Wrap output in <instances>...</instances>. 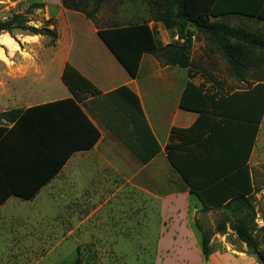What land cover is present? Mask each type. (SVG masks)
I'll use <instances>...</instances> for the list:
<instances>
[{
	"label": "crops",
	"instance_id": "crops-1",
	"mask_svg": "<svg viewBox=\"0 0 264 264\" xmlns=\"http://www.w3.org/2000/svg\"><path fill=\"white\" fill-rule=\"evenodd\" d=\"M55 10L48 18L57 24L55 51L46 60L40 57L32 67L24 68L21 89H7L6 100L12 105L4 111L21 109L23 113L15 122L0 121L5 129L0 137V264H14L28 258V253L58 251L63 246L73 247L77 253L83 242L113 252L145 251L149 241L153 246L150 251L156 252L153 264H258L248 255L244 243L231 242L236 235L226 220L234 214L223 206L204 208L167 159L171 128L188 129L199 117L197 112L179 106L187 82L192 81L189 70L164 66L151 54H143L132 78L97 36L98 28L91 20L64 9L59 0H55ZM73 16L90 21L94 37L75 39L69 23ZM61 20L65 27L62 33ZM224 21L264 32V22L254 19L231 15ZM140 23H147L162 45L177 40L151 16L124 20L120 26ZM190 30L194 35L189 58L201 67L191 58L198 32ZM215 51L222 56L208 45L202 53L204 59H212ZM66 63L101 93L127 86L136 94L160 149L151 160L139 162L81 103L77 106L84 116L65 101L72 97L61 82ZM16 65L13 62L11 67ZM183 69L185 73H181ZM142 71L154 83L142 85ZM51 72L56 78L48 83L46 76ZM198 73L192 71V77ZM31 75H39L44 81L39 90L29 91L30 83L26 87L25 77ZM192 82L210 88L207 83L203 85V80ZM222 92L227 94L223 84ZM84 117L99 134L93 144L94 133ZM263 119L264 114L246 164L252 196L256 191L253 170L264 161ZM204 121L211 119L206 117ZM206 126L200 124L192 135L201 134ZM251 139L252 127L243 121H233L221 129L214 136L212 149L190 163L187 172L194 185L243 162ZM220 223L225 225L222 231L217 230ZM196 224L211 235L207 260ZM120 242L132 246L120 248Z\"/></svg>",
	"mask_w": 264,
	"mask_h": 264
},
{
	"label": "trees",
	"instance_id": "trees-1",
	"mask_svg": "<svg viewBox=\"0 0 264 264\" xmlns=\"http://www.w3.org/2000/svg\"><path fill=\"white\" fill-rule=\"evenodd\" d=\"M59 1L64 9L79 12L92 20L101 5L112 0ZM161 2L164 5L163 10L152 18L156 22H161L171 36H177V40L169 44L162 45L157 34L147 23L97 29L96 34L132 78L137 74L141 56L151 54L164 66L187 68L189 78H192V71L200 72L205 80L211 82V89L195 85L190 80L187 82L179 106L183 110L197 112L199 117L188 129L171 128L170 139L166 145L167 159L189 187L190 193L197 196L204 208L223 206L234 214L232 218L226 220L229 229L245 244L256 262L264 264V249L258 248L252 234L253 216L249 211L253 188L249 167L246 165L264 114V32L247 26H230L224 21L228 16L238 15L264 22V0H161ZM31 6L41 8L43 3L35 2ZM30 21L25 14L15 13L7 20L0 21V34L6 33L11 38H15L16 34L56 36V31L48 28L50 25L55 28L53 19L45 21L43 31L30 26ZM190 28L203 34L208 44L220 51L230 66L231 76L236 81L253 83L230 94L223 93L221 81L190 61L189 54L194 35ZM61 82L72 95L65 101L72 103L80 113L77 103H81L87 112L120 140L139 162L145 164L159 152V146L146 122L139 99L127 86L101 93L67 63L62 70ZM22 113L21 109L0 112V121L15 122ZM206 117L211 121L205 122ZM233 121H243L252 127V139L243 162L216 173L200 185H194L187 172L190 163L193 159L203 156L206 150L210 151L214 136ZM86 122L94 133L93 144L99 134L87 119ZM203 123L207 124L203 132L192 135ZM4 130V127H0V137ZM196 225L201 231V251L207 260L211 253L209 246L211 235ZM223 229L225 225L220 223L217 230ZM75 264H80L78 256Z\"/></svg>",
	"mask_w": 264,
	"mask_h": 264
},
{
	"label": "rangeland",
	"instance_id": "rangeland-1",
	"mask_svg": "<svg viewBox=\"0 0 264 264\" xmlns=\"http://www.w3.org/2000/svg\"><path fill=\"white\" fill-rule=\"evenodd\" d=\"M35 2H42L43 7H32L31 4ZM163 7L164 5L161 0H112L101 5L100 10L91 20V23L98 29L117 25L120 26L123 24L124 20H136L139 17L146 18L150 16L152 17L155 14L157 15L163 10ZM15 13L25 14L31 20L29 23L30 26L43 31L44 23L49 18V14L53 16L56 13L55 0H0V21L7 20ZM55 23L56 22L54 21L55 28H53V25L48 26L49 29H54L56 31L55 37L50 34H41L34 37L16 34L15 38H11L6 33L0 34V111L7 110L9 109L8 106L12 105V102H7L6 100L8 97L7 89L13 88V86L18 87V89L22 88V74L24 73V68L32 67V63H37L40 57L45 59L48 56H51L55 51L58 38L56 30L57 24ZM69 23L71 26L70 33L75 39L81 37H94L93 25L90 21L81 17L73 16L69 18ZM64 28V24L61 20L59 31L61 33L64 32ZM194 42L195 45L191 53L193 62L199 64L206 70L210 69L215 72L213 77L222 82L227 94L237 89H244L247 84L253 83L251 81H248L247 83L236 81L230 74L228 63L222 58V56H220L218 51L213 52L212 59L205 60L202 53H205L209 44L207 45V39L204 35L197 33ZM213 49L216 48L213 47ZM13 62L17 63V65L11 67ZM185 72V69L181 70V73ZM55 78V73L51 72L46 76V82L53 83ZM31 79L34 80V82H31ZM191 79L196 83L203 80V85L207 83L210 86L211 84L210 81L204 79L202 73H198ZM25 81L26 87L29 83L31 84L29 91L33 88L39 90L44 82L40 80L39 75L26 76ZM139 82L142 85H145L146 83H154L153 80L148 79V74L144 71L139 75ZM261 132H264V119L261 126ZM253 182L256 191L251 197L249 211L250 213L252 212L251 216H253L251 225L252 234L257 242L258 248L263 250L264 161L259 168L253 170ZM231 242L235 244L240 243L236 237L232 238ZM151 245L152 244L149 241L146 246L147 250L145 251L129 250L125 252H113L103 250L100 246L95 247L83 242L82 244H79L78 255L73 247L69 248L68 246H63L62 249L58 251L28 253V258L16 261L14 264H75L77 256L80 264H153L156 252L150 251L153 247ZM131 246L130 243L120 242V248H131ZM247 253L255 259L248 250ZM188 256L189 259L195 261V256L193 254H189Z\"/></svg>",
	"mask_w": 264,
	"mask_h": 264
},
{
	"label": "bare ground",
	"instance_id": "bare-ground-1",
	"mask_svg": "<svg viewBox=\"0 0 264 264\" xmlns=\"http://www.w3.org/2000/svg\"><path fill=\"white\" fill-rule=\"evenodd\" d=\"M6 40H8V39H6ZM11 41V40H10ZM10 47V46H9ZM1 54V53H0Z\"/></svg>",
	"mask_w": 264,
	"mask_h": 264
},
{
	"label": "clouds",
	"instance_id": "clouds-1",
	"mask_svg": "<svg viewBox=\"0 0 264 264\" xmlns=\"http://www.w3.org/2000/svg\"><path fill=\"white\" fill-rule=\"evenodd\" d=\"M6 39V38H5ZM9 43H11L10 41H8Z\"/></svg>",
	"mask_w": 264,
	"mask_h": 264
}]
</instances>
